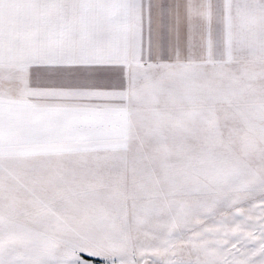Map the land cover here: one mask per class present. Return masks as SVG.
Listing matches in <instances>:
<instances>
[{
	"label": "snow or ice",
	"instance_id": "obj_1",
	"mask_svg": "<svg viewBox=\"0 0 264 264\" xmlns=\"http://www.w3.org/2000/svg\"><path fill=\"white\" fill-rule=\"evenodd\" d=\"M97 260L264 264V0H0V264Z\"/></svg>",
	"mask_w": 264,
	"mask_h": 264
},
{
	"label": "rangeland",
	"instance_id": "obj_2",
	"mask_svg": "<svg viewBox=\"0 0 264 264\" xmlns=\"http://www.w3.org/2000/svg\"><path fill=\"white\" fill-rule=\"evenodd\" d=\"M93 259H97V258H93ZM97 264H99L98 260H97Z\"/></svg>",
	"mask_w": 264,
	"mask_h": 264
}]
</instances>
